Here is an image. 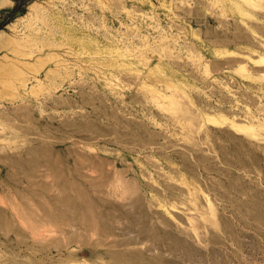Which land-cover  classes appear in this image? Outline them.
I'll return each instance as SVG.
<instances>
[{
  "label": "rangeland",
  "instance_id": "rangeland-1",
  "mask_svg": "<svg viewBox=\"0 0 264 264\" xmlns=\"http://www.w3.org/2000/svg\"><path fill=\"white\" fill-rule=\"evenodd\" d=\"M0 45V264H264V0H0Z\"/></svg>",
  "mask_w": 264,
  "mask_h": 264
},
{
  "label": "bare ground",
  "instance_id": "bare-ground-1",
  "mask_svg": "<svg viewBox=\"0 0 264 264\" xmlns=\"http://www.w3.org/2000/svg\"><path fill=\"white\" fill-rule=\"evenodd\" d=\"M45 23V22H44ZM46 25V24H45ZM40 35V34H39ZM49 36V35H48ZM1 37H2V35H1ZM31 37V36H30ZM35 37V36H34ZM6 38V37H5ZM8 38V37H7ZM29 38V37H28ZM28 38H26V39H28ZM3 39V38H2ZM33 39V38H32ZM4 40V39H3ZM25 40V39H24ZM9 41V40H8ZM11 41H13V40H11ZM26 41V40H25ZM14 42H15V40H14ZM29 42V41H28ZM10 43V42H9ZM21 43V42H20ZM7 45H9V44H7ZM6 45V46H7ZM23 45V44H22ZM1 46V45H0ZM5 46V45H4ZM11 46H13V45H11ZM24 46H26V45H24ZM23 46V47H24ZM15 47V46H14ZM17 47V46H16ZM3 48V47H2ZM10 48V47H9ZM26 48V47H25ZM14 49V48H13ZM1 50V49H0ZM7 50V49H6ZM35 50V49H34ZM33 50V51H34ZM37 50V49H36ZM13 51V50H12ZM19 51V50H18ZM20 52V51H19ZM23 52V51H22ZM14 53H16L15 51H14ZM21 53V52H20ZM25 53V52H24ZM27 53V52H26ZM30 53H32V52H30ZM22 54V53H21ZM24 55V54H23ZM27 55V54H26ZM29 55V54H28ZM31 55V54H30ZM27 57V56H26ZM25 62V61H24ZM24 62H23V64L22 65H24ZM42 62H43V60H42ZM16 63V62H15ZM22 63V62H21ZM29 63V62H28ZM40 64H41V59H40V62H39ZM19 64V62L17 63V65ZM20 65V64H19ZM42 65V64H41ZM0 66H1V64H0ZM14 66H16V65H14ZM26 66V65H25ZM27 66H28V64H27ZM10 67H11V65H10ZM13 67V66H12ZM11 67V68H12ZM24 67V66H23ZM36 67H37V65H36ZM11 68H2V67H0V75L4 78L5 77V80H0V83H2V84H4L6 87H8V88H10V89H12V90H14V89H16L17 87L19 88V86H26L25 85V82H26V79H25V77H24V72L21 74L20 72H16V70L14 71L13 69H11ZM29 68V67H28ZM244 70V69H243ZM23 71V70H22ZM33 71V70H32ZM13 78H16V79H13ZM15 80H16V82H15ZM18 82V83H17ZM23 88V87H22Z\"/></svg>",
  "mask_w": 264,
  "mask_h": 264
}]
</instances>
